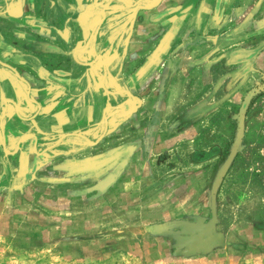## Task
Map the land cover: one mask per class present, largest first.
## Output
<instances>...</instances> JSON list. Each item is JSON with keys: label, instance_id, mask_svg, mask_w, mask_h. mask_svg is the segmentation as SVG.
<instances>
[{"label": "rangeland", "instance_id": "obj_1", "mask_svg": "<svg viewBox=\"0 0 264 264\" xmlns=\"http://www.w3.org/2000/svg\"><path fill=\"white\" fill-rule=\"evenodd\" d=\"M229 22L60 134L0 98V264H264V28Z\"/></svg>", "mask_w": 264, "mask_h": 264}, {"label": "crops", "instance_id": "obj_2", "mask_svg": "<svg viewBox=\"0 0 264 264\" xmlns=\"http://www.w3.org/2000/svg\"><path fill=\"white\" fill-rule=\"evenodd\" d=\"M141 1L0 0V98H26L28 111L36 103L60 134L63 115L90 116L89 103L101 92L132 93L152 63L157 71L194 37L228 21L252 32L264 28V0H162L133 13V4L153 2Z\"/></svg>", "mask_w": 264, "mask_h": 264}, {"label": "water", "instance_id": "obj_3", "mask_svg": "<svg viewBox=\"0 0 264 264\" xmlns=\"http://www.w3.org/2000/svg\"><path fill=\"white\" fill-rule=\"evenodd\" d=\"M142 1H144V0H142ZM161 1L162 0H153V2H151L150 4L141 5V7H140V3L133 4L131 6V9L134 11L133 13H135V11L137 9H140V8L143 9V10L150 11V10H153V9L157 8L160 5ZM133 7H136V8H133ZM91 13H93V12L90 11V14ZM100 70L103 71L104 68H100ZM103 85H104V83H103ZM122 95H126L128 98H133L134 97L129 91H125V94H122ZM137 110H138V106L136 104H132V106H131L129 112H127L126 116H130V115L134 114L135 112H137ZM0 136H1V134H0Z\"/></svg>", "mask_w": 264, "mask_h": 264}]
</instances>
